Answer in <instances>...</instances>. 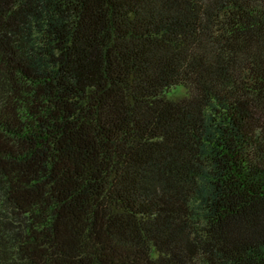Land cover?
Returning a JSON list of instances; mask_svg holds the SVG:
<instances>
[{"label":"trees","instance_id":"obj_1","mask_svg":"<svg viewBox=\"0 0 264 264\" xmlns=\"http://www.w3.org/2000/svg\"><path fill=\"white\" fill-rule=\"evenodd\" d=\"M0 264H264V0H0Z\"/></svg>","mask_w":264,"mask_h":264},{"label":"rangeland","instance_id":"obj_2","mask_svg":"<svg viewBox=\"0 0 264 264\" xmlns=\"http://www.w3.org/2000/svg\"><path fill=\"white\" fill-rule=\"evenodd\" d=\"M185 93V90L183 88H177L173 91V95H179V96H182L184 95Z\"/></svg>","mask_w":264,"mask_h":264}]
</instances>
